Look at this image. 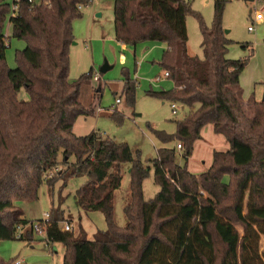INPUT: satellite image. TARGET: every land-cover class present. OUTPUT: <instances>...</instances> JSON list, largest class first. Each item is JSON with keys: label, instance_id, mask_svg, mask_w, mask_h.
Instances as JSON below:
<instances>
[{"label": "trees", "instance_id": "1", "mask_svg": "<svg viewBox=\"0 0 264 264\" xmlns=\"http://www.w3.org/2000/svg\"><path fill=\"white\" fill-rule=\"evenodd\" d=\"M8 1L0 0V242L18 240L17 226L33 224L17 201H37L44 182L53 188L59 180L86 177L75 194L76 204L85 212H101L108 228L92 240L83 233L76 237L73 230H62L64 214L52 209L47 245H64L63 264H264V101L253 99L247 113L240 80L250 60L228 58L234 44L223 26L228 0L215 1L211 26L189 0H109L116 42L167 46L160 65L174 88L148 95L186 107L188 114L175 122L174 135L153 130L157 139L179 142L186 161L208 125L229 143V151L214 152L211 167L201 174L179 165L176 149H160L146 167L140 152L127 143L95 132L85 137L74 133L79 118L96 114L95 106L85 108L80 101L93 71L70 80L73 23L92 0L35 5L21 0L17 17H10ZM189 15L200 25L202 57L189 53ZM7 22L12 38L25 43L16 53L15 69L5 60ZM22 91L29 100L20 99ZM123 95L133 107L136 82L128 78ZM112 118L121 116L116 112ZM73 157L76 161L70 163ZM60 165L64 170L58 177L47 179ZM123 165H130L131 192L125 228L114 221ZM151 170L160 191L146 201L143 184ZM34 238L28 229L20 241Z\"/></svg>", "mask_w": 264, "mask_h": 264}, {"label": "rangeland", "instance_id": "2", "mask_svg": "<svg viewBox=\"0 0 264 264\" xmlns=\"http://www.w3.org/2000/svg\"><path fill=\"white\" fill-rule=\"evenodd\" d=\"M189 1L192 2L193 10L203 17L206 25L211 26L214 21L216 0ZM35 2L40 4L42 0ZM256 9L264 10V4L258 0L252 2L228 0L223 15L226 35L234 42L229 58L250 60L240 80L247 113L251 112L250 102L253 99L262 101L264 98V23L258 27L256 34L248 31L256 16ZM99 13L102 17H97ZM187 30L190 55L202 57L200 25L193 15L187 17ZM73 32L77 45L71 47L70 80L75 82L90 71H93V77L99 76L98 81L92 77L91 80L84 82L80 99L85 108L95 106L96 114L93 117L79 118L74 126V133L85 137L95 132L102 138L127 143L135 153L140 152V159L146 167L150 166V161L157 158L160 149L168 148L176 149V161L179 165H187L188 170L192 171L203 167L205 169L208 161L212 159L211 148L208 145L196 144L193 155L186 161L184 152L177 149L179 142L164 144L153 133V130H156L169 135L176 134L175 122L183 120L188 114L186 107L176 105L174 109L171 103L148 95L151 91H170L174 88L173 82L163 77L165 72L160 65L165 45L158 42H143L135 47L127 46L123 52L114 36L113 2L109 0H92L88 7L82 9V17L74 21ZM5 35L9 38L5 60L8 67L15 69L16 53L25 48V43L12 38L13 29L9 22L6 23ZM244 45L249 47L243 49ZM106 64L110 70L103 74L101 69ZM159 77H162V81L156 82ZM128 78L136 82V102L133 107L129 106L123 95ZM23 94L22 92L19 95L20 99ZM118 99L121 100L120 104H117ZM116 112L121 118H112ZM75 161L74 157L70 159V163ZM59 170L58 173H52L49 180L56 179L64 167L60 165ZM121 174L123 177L121 187L115 192L114 198V221L117 226L125 228L128 220L124 209L131 203L130 165H123ZM86 181V177L68 178L66 183L59 180L53 188L44 182L37 201H17L15 205L24 213L25 219L34 224L43 221L45 215L50 214L52 209L62 212L66 220L61 223L62 230L65 223H69L76 237L83 233L92 240L98 231H106L108 227L101 212H85L76 204L75 194ZM224 182L228 184L229 177H225ZM159 191L154 172L151 170L143 184L145 200L154 199ZM239 230L241 231L240 228ZM260 245L261 254L264 255V237L261 238ZM64 253L63 244L47 245L44 234L35 235L33 242L20 240L0 242L2 264H15L17 261L22 264H63Z\"/></svg>", "mask_w": 264, "mask_h": 264}, {"label": "built area", "instance_id": "3", "mask_svg": "<svg viewBox=\"0 0 264 264\" xmlns=\"http://www.w3.org/2000/svg\"><path fill=\"white\" fill-rule=\"evenodd\" d=\"M256 1V0H255ZM260 1V0H258ZM9 6H10V17H17L19 14V7H20V3H21V0H9ZM29 2L31 4H37L35 2V0H29ZM83 9V8H82ZM256 12V16L255 18L252 20V24L251 26L249 27L248 31L251 33V34H256L257 33V29L258 27L264 23V10H255ZM123 59V58H122ZM170 74L168 72H165L164 74V78H169ZM93 78H95L96 81L99 80V76L98 75H95ZM161 79L162 77H159L156 79V82H161ZM121 103V100H117V104H120ZM176 105L177 104H172V108L176 109ZM100 111V109L98 110ZM177 149L179 151L182 150V145L181 144H178L177 146ZM60 170H59V167L50 171L48 174H47V179L51 178V174L52 173H58ZM50 217H51V214H46L45 215V219L37 224H32L31 226H17L16 228V239L20 240V239H23L24 236L26 235V231L28 229H32L34 234L35 235H46V239H47V225H48V222L50 220ZM65 232H71L72 231V227H71V224L69 223H65V226H64V230ZM15 264H22V262L20 261H17Z\"/></svg>", "mask_w": 264, "mask_h": 264}, {"label": "crops", "instance_id": "4", "mask_svg": "<svg viewBox=\"0 0 264 264\" xmlns=\"http://www.w3.org/2000/svg\"><path fill=\"white\" fill-rule=\"evenodd\" d=\"M114 6V5H113ZM97 17H102V14H98ZM114 36H115V33H114ZM118 43V42H117ZM77 44L75 43V45L73 46H76ZM119 47L121 48V50L124 52L126 49H127V46L126 45H123V44H120L118 43ZM165 45V44H164ZM233 46V45H232ZM231 46V47H232ZM166 49H167V46L165 45ZM231 47L229 48V54H230V50H231ZM165 49V50H166ZM164 50V51H165ZM229 54H228V58H229ZM230 59V58H229ZM123 61H125V59L123 58L122 59ZM233 60V59H231ZM167 79V78H165ZM162 81V80H161ZM24 94V96L21 97V99L23 100H29V96H27V93L25 91H22ZM22 92L20 94H22ZM80 99H81V96H80ZM243 99H244V90H243ZM246 99H244L245 101ZM81 101V100H80ZM257 102H260V101H257ZM207 129V134H205V130ZM202 139L197 141L195 143V146L196 144H199V143H204V145H208L210 148H211V151L210 153L212 154V159H210L205 167V169L201 168L200 170H197V171H192L191 169H189V171L193 174H201V173H204L206 172L212 165V161H213V154L214 152H227L229 151L230 149V146H229V143L225 140V138L223 136H220V135H216L214 133V129H213V126L212 125H208L206 126L203 131H202ZM211 137V138H210ZM209 139V140H207ZM194 146V148H195ZM25 218V217H24Z\"/></svg>", "mask_w": 264, "mask_h": 264}, {"label": "water", "instance_id": "5", "mask_svg": "<svg viewBox=\"0 0 264 264\" xmlns=\"http://www.w3.org/2000/svg\"><path fill=\"white\" fill-rule=\"evenodd\" d=\"M247 1L252 2V1H255V0H247ZM73 45H75V42H74ZM109 70H110V67L106 64V65L101 69V73L105 74V73L108 72ZM262 101H264V98H263Z\"/></svg>", "mask_w": 264, "mask_h": 264}]
</instances>
